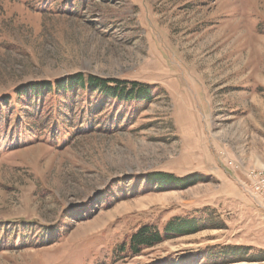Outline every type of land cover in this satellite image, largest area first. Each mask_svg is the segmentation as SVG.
Instances as JSON below:
<instances>
[{
    "label": "rangeland",
    "instance_id": "374dc122",
    "mask_svg": "<svg viewBox=\"0 0 264 264\" xmlns=\"http://www.w3.org/2000/svg\"><path fill=\"white\" fill-rule=\"evenodd\" d=\"M76 72L147 83L153 100L28 88ZM251 168L264 0H0V264H264ZM158 171L198 179L160 186ZM169 219L197 230L122 251Z\"/></svg>",
    "mask_w": 264,
    "mask_h": 264
},
{
    "label": "trees",
    "instance_id": "16d2710c",
    "mask_svg": "<svg viewBox=\"0 0 264 264\" xmlns=\"http://www.w3.org/2000/svg\"><path fill=\"white\" fill-rule=\"evenodd\" d=\"M28 87V86H25ZM40 87V90L46 89L52 95L59 93V90L66 87V89H82L85 91H98L106 98H112L119 102L123 101H141L144 105L150 103L153 100L154 93L151 87L147 83H142L136 80H126L113 77H102L93 74H84L82 72H76L70 74L65 78H54L52 80H46L40 84H32L28 88ZM20 89L14 90L15 93L20 94ZM21 93H26L23 89ZM60 97V95H59ZM132 109H137L132 107ZM149 182L156 181L160 186L168 185H185L186 183H195L197 176L186 175L182 177L175 176L171 173L154 172L152 176H149ZM189 219H172L168 220L164 226V232L161 233L159 229L150 224H143L137 228L128 238L127 242L123 244L122 251L128 249V251L137 255L145 247L160 243L164 238L170 237L171 234H188L196 231L195 222L192 224Z\"/></svg>",
    "mask_w": 264,
    "mask_h": 264
},
{
    "label": "built area",
    "instance_id": "2783aa9c",
    "mask_svg": "<svg viewBox=\"0 0 264 264\" xmlns=\"http://www.w3.org/2000/svg\"><path fill=\"white\" fill-rule=\"evenodd\" d=\"M246 176L253 194L259 199L264 208V169H247Z\"/></svg>",
    "mask_w": 264,
    "mask_h": 264
}]
</instances>
